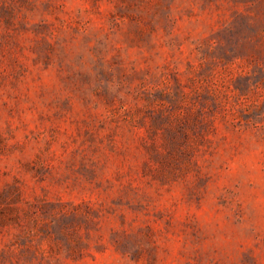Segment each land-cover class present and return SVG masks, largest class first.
<instances>
[{
    "label": "rangeland",
    "instance_id": "rangeland-1",
    "mask_svg": "<svg viewBox=\"0 0 264 264\" xmlns=\"http://www.w3.org/2000/svg\"><path fill=\"white\" fill-rule=\"evenodd\" d=\"M0 264H264V0H0Z\"/></svg>",
    "mask_w": 264,
    "mask_h": 264
}]
</instances>
